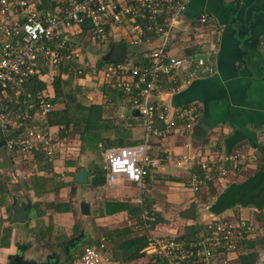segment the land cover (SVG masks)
Returning <instances> with one entry per match:
<instances>
[{"label":"built area","instance_id":"obj_1","mask_svg":"<svg viewBox=\"0 0 264 264\" xmlns=\"http://www.w3.org/2000/svg\"><path fill=\"white\" fill-rule=\"evenodd\" d=\"M191 1L0 0V133L3 138L12 136L4 139L9 153L31 156L40 151L54 163L58 149L69 145V138L59 140L46 121L55 110L53 83L62 66L67 62L85 66L82 50L110 39L124 40L131 50L155 44L142 63H136L128 50L122 63L94 71L128 98L144 128L140 144L105 151L102 169L106 181L112 185L122 179L136 186L133 203L143 207L141 220L149 239L146 253L166 264H231V256L238 254L253 230L244 220L211 215L205 223L207 230L191 240L179 239L180 235L154 236L150 227L155 217L145 207L146 179L151 169L160 166L151 153L153 137L187 139L199 119L195 105L174 107L167 103L162 98L164 86L171 92L189 85L197 71L209 74L214 70L212 62L171 53ZM207 21L202 16L197 26ZM39 83L45 85L43 89L32 88ZM246 162L244 154L201 161L196 167L200 173L191 174V187L199 193L211 180L213 168L226 178L230 174L226 164L237 168L238 163ZM108 243L103 237L99 244L86 245L72 264H109Z\"/></svg>","mask_w":264,"mask_h":264},{"label":"crops","instance_id":"obj_2","mask_svg":"<svg viewBox=\"0 0 264 264\" xmlns=\"http://www.w3.org/2000/svg\"><path fill=\"white\" fill-rule=\"evenodd\" d=\"M202 16H206L208 21L204 26L198 27V19ZM183 18L184 24L176 32V44L171 53L194 60L202 59L207 64L212 62L214 70L209 74L201 70L197 71L189 85L171 92L168 85L164 86L162 98L167 103L174 107L195 105L199 113V119L187 139L178 136L153 137L151 142V153L160 161V166L151 169L146 179L148 194L151 198L149 206L162 219L165 228L173 227L174 224L184 228L195 224L196 221L180 218L182 211L192 202L196 203L198 219L200 212L198 199L201 195L195 191L193 194L189 188L192 189L190 177L196 172L199 162L218 161L222 156L230 154H244L247 157L246 164L240 172H237L238 174L233 173L229 178H219V182L216 183L217 193L211 199L213 204L227 186L245 181L255 173L256 168L264 160V0H192ZM154 45L144 44L137 48L136 53L142 55L141 61H146V55ZM193 67L192 70L196 68L195 65ZM97 76H99L98 82L101 87L94 88L91 84L87 85L91 92L87 94L84 104H106L109 108L115 109L131 127L142 123L128 98L119 97L117 92L111 90L106 94L103 93L102 90L107 82L102 74ZM129 118L132 119L129 120ZM126 129L130 130L129 127ZM133 131L135 132L133 136L140 132L138 128H133ZM59 132L58 126L52 127V133L55 136H59ZM74 142L77 143L76 147L80 143L78 139ZM3 149L9 153L5 148ZM73 149L75 150L73 152L66 148L58 149L53 163L54 172L46 174L47 177L55 175L56 181L65 183H72L77 179L79 172L76 173V165L73 164L72 167L65 165L67 161L73 162L78 159L79 148ZM69 154L74 157H66ZM183 157L189 158L188 161L180 162L179 160ZM66 158H68L67 161ZM87 162L84 161L85 164ZM31 175L29 174L27 178L24 172L23 175H16L15 180L11 182L13 190H10L11 196L7 204L11 210L9 211L6 207L0 208V218L10 219L9 222H5V227L12 228L9 248L0 246V254L3 256L1 264H4L6 256L14 253L16 244L20 243L17 240L19 236L29 233L37 237L45 230L38 226L34 208L36 203L44 202L45 199L46 202L56 204L66 203L69 201V195L75 194V191L78 195L80 190V186L77 185L73 192L69 186L59 190L58 193H50L39 198L35 196L34 190L28 191L24 188L26 183L29 184ZM99 189L108 190L111 200L107 202L133 204V199L138 193L134 184L124 182L122 179L112 185L106 181V185ZM187 193L190 194L189 197L185 196ZM72 204L78 212L79 204ZM210 205L206 206L207 212L203 214L207 217L203 219L204 223L209 222L213 215L209 212ZM14 206L29 210L28 222L14 225L10 223ZM90 209L93 210L91 205ZM75 210L68 213H49L48 211L44 224L49 218L61 220L60 225L65 224V220L72 221L70 226L72 229L76 224L74 223ZM247 210L257 211L255 208L238 206L219 216H214L239 219L241 213L248 212ZM99 220L119 226L129 223L134 218L127 211H123ZM51 226L53 227L52 223ZM184 231L185 229L182 228L168 230L167 236L181 235ZM237 257L238 254L231 256V259L235 261Z\"/></svg>","mask_w":264,"mask_h":264},{"label":"trees","instance_id":"obj_3","mask_svg":"<svg viewBox=\"0 0 264 264\" xmlns=\"http://www.w3.org/2000/svg\"><path fill=\"white\" fill-rule=\"evenodd\" d=\"M122 42H125L124 40ZM115 43L113 39L107 41L106 44H110V47ZM105 44V46H106ZM129 54L133 57L136 63H142V55L136 53L137 49L132 48L127 44ZM83 52V50H82ZM107 63L99 60L97 63L98 70L102 69ZM88 69L78 67L74 62H67L60 69L59 75L55 78L53 83L54 99L53 103L56 109L51 112L46 121L50 127L58 126L60 128L59 140L68 139L71 136L77 137L79 140V157L75 161H67L65 165L72 167L76 165V173L86 171L89 173L88 186L91 189H99L106 185L105 172L102 169V162L94 164L91 162L88 168H84L81 159L89 158L90 155H100L107 149L117 147H131L141 143L133 139V135L130 130L124 129L121 123L118 122V114L113 108H109L106 104L97 105L84 104V100L87 98V94L91 92L88 87L78 85L76 81L86 77ZM90 70V69H89ZM81 71V73H80ZM44 84L39 83L32 88L43 89ZM110 90L109 84L104 85L103 93H108ZM117 96L124 97L121 92L117 91ZM124 98H127L126 96ZM132 106V105H131ZM122 128H121V127ZM5 136V138H11ZM3 136L0 133V139ZM37 163V169L30 176L29 184H25L26 190H34L35 196L42 197L50 193H58L59 190L65 187H71L74 192V187L78 185L76 179L72 183H65L63 181H56L55 175L53 177H47L46 174L53 173V163L49 162L45 153L40 151H34L31 155ZM2 162V161H1ZM84 163V161H83ZM4 163L0 164V170L4 168ZM245 164L238 163L237 168H233L229 163L226 164V168L230 174L226 178H229L233 173L238 174ZM196 172L199 170L196 168ZM39 173L44 175L40 176ZM195 173V172H194ZM200 173V172H199ZM212 178L209 180L200 194H209L211 197L217 193L216 183L219 182L220 176L216 170L211 171ZM11 183L10 177L2 178L0 176V208L6 207L9 211L10 206L7 205L8 198L11 196L9 185ZM207 189V192L205 190ZM41 193V194H40ZM147 199V197H146ZM242 208H255L257 211H264V160L263 163L258 166L255 173L249 176L245 181L241 183H231L227 188L218 195L216 201L210 205L209 212L215 216H219L224 212L236 207ZM151 215L155 217V221L151 223V230L158 224H162L163 221L158 217L156 212L151 209V206H145ZM37 213V223L39 227L44 228L45 217L48 211L57 213L74 212L72 201L69 200L66 203L56 204L55 202H39L34 205ZM143 207L134 205L132 203L124 202H107L104 210L102 211V217L111 216L113 214L127 211L131 216L136 215V222L134 227L130 228V231L135 232L143 230L145 233L138 237H130L131 232L126 229L125 235H119L121 231H114L113 233L103 234L98 239L90 241V244H99L101 238L108 239V250L110 252V260L112 259L115 264H130L134 262L143 263L146 260L145 249L149 246L148 232L144 230L141 220V211ZM50 219V218H49ZM10 219L0 218V246L9 248L12 235V228L5 227V222H9ZM140 225L141 229H138ZM201 228L202 231H201ZM207 227L201 226V224H194L185 229V231L178 237L179 239H193L198 233L205 232ZM79 224L74 226V232L78 233ZM52 233V226L49 225L41 233L40 236L43 239L48 238ZM117 233V235H116ZM130 233V234H129ZM60 239L58 241H61ZM116 247V250H114ZM242 247L246 248V251L240 253L237 259L234 261L236 264H259L260 255L256 251V241L246 239L242 243ZM241 247V249H242ZM73 261V260H72ZM149 264H166L162 259L151 255ZM264 264V263H263Z\"/></svg>","mask_w":264,"mask_h":264},{"label":"rangeland","instance_id":"obj_4","mask_svg":"<svg viewBox=\"0 0 264 264\" xmlns=\"http://www.w3.org/2000/svg\"><path fill=\"white\" fill-rule=\"evenodd\" d=\"M119 39V37L117 38V40ZM119 41V40H118ZM110 49V44H105L104 45H99V46H94V47H87L82 54H80L81 58L85 59L86 65L82 66V64H77L76 65L81 68H88V70L86 73V77H84L81 80L76 81V83L78 85H81L83 87H88L87 85L91 84L93 85L94 88H100L101 84L98 82V77L96 74L97 72L94 73V71H98L97 68V63L99 62V60L102 59L103 55L105 53L108 52V50ZM80 59V58H79ZM88 64V66H87ZM90 69V70H89ZM90 78V79H89ZM111 91L117 92L116 90L112 89L110 87ZM109 90V91H110ZM56 109V106H55ZM132 118H129V120ZM118 122L121 123L122 127L124 129H126L127 127H129L130 131L132 134H134L135 132L133 131V128H138L140 130V132L137 134H135V136H133L134 140L137 141H141L142 142V138L144 136V128L142 126L143 123H137L132 125H129L128 123H126L123 118L121 116L118 115ZM127 126V127H126ZM121 127V126H120ZM121 127V128H122ZM126 127V128H125ZM5 138L0 139V141H5ZM75 139H77V137L71 136L69 138V147L67 146L66 149L69 151H75L73 148H79V145L76 147L77 143L74 142ZM77 154V153H76ZM104 154L105 151L100 154V155H90L89 158L86 159H81V162L83 164L84 168H88L89 164L91 162H93L94 164H99L101 163V161H104ZM79 155V153L77 154ZM66 157H74L71 156V154H69V156ZM79 157V156H78ZM68 158H66L67 161ZM2 161V162H1ZM83 161H88L86 164L83 163ZM5 164L4 168L2 170H0V176L2 178L4 177H10L11 182L15 180L16 175H23L24 172V176L27 178L28 175L31 173H34L37 169V163L36 161L33 159L32 156L30 155H22V154H16V153H12L9 154L7 153L4 149H0V164ZM103 163V162H102ZM54 172V169H53ZM40 174V173H39ZM38 174V175H39ZM53 174V173H52ZM54 176V175H53ZM30 181V178L28 180V182ZM10 185L9 189H12L13 184L10 183L8 184ZM80 186V190H78V195L77 192L75 191V194L72 193L71 195H69V200L72 201V203H76L79 204V202H88L91 207H93V210L91 209V214L89 217H85L82 216L80 214V208L79 205L77 207L78 212L76 211L75 213V218H74V223H78L79 224V232H84L85 235H87L89 237L88 242L90 241H94L95 239H98L99 237H101L103 234H107V233H113L114 231H121V233H119V235H125V230L129 229L131 227H134L135 222H136V215L133 217L134 220H130L129 223L127 224H123V225H119V226H115L113 224H109V222H105L103 220H99L101 218H105L102 217V211L104 210L105 204L107 203L108 200H111V198L108 196L109 192L108 190L105 189H91L90 186L88 185H79ZM110 187V185H108ZM22 187V186H21ZM191 190V192L193 193L194 191L189 188ZM13 190V189H12ZM195 193V192H194ZM193 193V194H194ZM188 194V195H187ZM185 196L189 197L190 194L187 193ZM201 197H199V208H200V212L198 214V219L195 220V224H201V226H204V220L203 219H207V217H205L203 214H206V206L210 205L212 202V197L209 194H200ZM146 206H149V199L150 195L147 193L146 194ZM47 198V197H45ZM185 198V197H183ZM9 204V201H7ZM43 203H46V199L44 200ZM134 204V203H133ZM137 205V204H134ZM198 208V209H199ZM243 211L239 217V219H234L237 221H242L244 220L247 224H249L251 226V229H253L250 233V239L253 241H256L257 243V247H256V251H258L259 255H260V259H259V264H263L264 263V211L259 212V211H254V210H247ZM53 211H49V213H51ZM240 214V212H239ZM202 215V216H201ZM71 218V217H70ZM99 220V221H98ZM115 220V219H114ZM62 221L59 219H47L46 223L44 224V228H47V226L53 225L52 227V233L50 234V236L45 239L41 238V237H36L33 236L32 234L29 233H24V236H19L17 238V240L20 243H24V244H31L32 248L29 249V251L26 253V255H24L25 257H38L41 258L46 254H49L50 252H54L53 250L55 249L56 252L60 253L61 250L57 249L58 247V243L60 241V239H65V238H70L72 237L75 233L70 226L72 225V221L70 222H66L65 220V224H61ZM194 225V224H193ZM177 228L178 229H186L187 227H182V226H178L177 224H174L173 227H169V228H165V226L163 224H158L154 230H152V233L154 236H167L168 234V230H173ZM203 228H201L202 231ZM81 230V231H80ZM131 232V231H130ZM143 233H145V231H135V232H131L130 237H138L140 235H143ZM180 233V231L178 232ZM117 235V233H116ZM30 238H32L30 240ZM87 242V243H88ZM114 250H116V247H114V244L112 243ZM246 251L245 247H242V249L239 250L238 255L240 253H243ZM146 253V252H145ZM61 254V253H60ZM146 260L143 263H138V262H134V263H130V264H149V261H147V259L149 260L151 255L146 253ZM76 260V258L73 259V261H71L69 264H72L74 261ZM113 260H110L109 264H115L114 262H112ZM3 262V256L0 254V264ZM104 264H108V263H104ZM219 264V263H216ZM231 264H236V262L232 261Z\"/></svg>","mask_w":264,"mask_h":264},{"label":"water","instance_id":"obj_5","mask_svg":"<svg viewBox=\"0 0 264 264\" xmlns=\"http://www.w3.org/2000/svg\"><path fill=\"white\" fill-rule=\"evenodd\" d=\"M128 53L127 44L124 42H115L107 53H105L102 57V61H104L107 64L114 65L122 63ZM6 141H0V149H3L5 147ZM77 183L79 185H87L89 180V173L86 171L79 172L77 174ZM80 213L82 216L89 217L91 214L90 204L88 202H81L79 205ZM14 213L12 216V219L10 223L12 225L14 224H25L28 222L29 217L28 213L29 210L25 209L24 207H13ZM180 218L183 220H190L195 221L197 219V211H196V203L192 202L188 208L184 209L180 215ZM89 237L84 234L82 231L78 237H76L73 240L67 241L62 243V246L67 249L66 244H70L72 241L82 242V241H88Z\"/></svg>","mask_w":264,"mask_h":264},{"label":"flooded vegetation","instance_id":"obj_6","mask_svg":"<svg viewBox=\"0 0 264 264\" xmlns=\"http://www.w3.org/2000/svg\"><path fill=\"white\" fill-rule=\"evenodd\" d=\"M74 231V228H72ZM81 231V230H80ZM81 232L74 234L70 238L61 240L57 249L61 250V254L56 252H50L41 258L38 257H25L29 249L32 248L31 244L17 243L15 251L11 255L6 256L4 264H69L74 258L79 256L87 245L88 241H72L70 244H66L67 249L62 246V243L75 239Z\"/></svg>","mask_w":264,"mask_h":264}]
</instances>
